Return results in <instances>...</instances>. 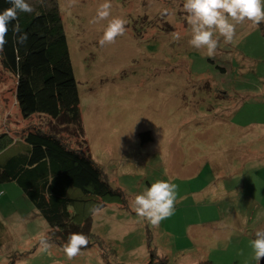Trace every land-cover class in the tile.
I'll return each mask as SVG.
<instances>
[{
	"label": "rangeland",
	"instance_id": "374dc122",
	"mask_svg": "<svg viewBox=\"0 0 264 264\" xmlns=\"http://www.w3.org/2000/svg\"><path fill=\"white\" fill-rule=\"evenodd\" d=\"M43 1L29 3L33 9ZM103 2L48 0L59 17L86 149L126 203L95 211L99 240L68 258L55 243L43 249L44 220L14 182L0 183L4 213L26 218L8 220L13 241L0 245V264H143L148 239L153 259L163 256L164 264H256L250 241L264 230V32L239 22L232 42L220 37L208 57L189 44L184 0H111L110 16L93 22ZM113 17L126 19L125 32L100 46ZM13 85L0 72L3 120L19 132L30 124L45 129V115L21 114ZM56 129L84 148L72 127ZM157 180L175 183L177 196L174 214L154 226L136 215L134 199Z\"/></svg>",
	"mask_w": 264,
	"mask_h": 264
},
{
	"label": "trees",
	"instance_id": "16d2710c",
	"mask_svg": "<svg viewBox=\"0 0 264 264\" xmlns=\"http://www.w3.org/2000/svg\"><path fill=\"white\" fill-rule=\"evenodd\" d=\"M8 7V0H0V10ZM17 22L27 40L17 43L20 33L9 26L0 72L14 82L21 114L45 115L47 126L30 124L21 132L11 129L0 107V183L14 182L19 187L44 220L47 231L43 237L49 244L64 248L70 235L82 233L88 237L83 250L99 240L92 234V214L107 203L122 207L126 199L86 149L79 98L56 9L44 0L32 12L18 13L13 24ZM259 27L264 32L263 25ZM56 125L72 127L70 133L83 140L84 148L79 143L72 146ZM148 134L141 133L143 141L150 139ZM151 246L148 239L150 258L143 264H164L163 256L153 259L156 254Z\"/></svg>",
	"mask_w": 264,
	"mask_h": 264
},
{
	"label": "clouds",
	"instance_id": "9594fccd",
	"mask_svg": "<svg viewBox=\"0 0 264 264\" xmlns=\"http://www.w3.org/2000/svg\"><path fill=\"white\" fill-rule=\"evenodd\" d=\"M10 7L0 10V55L3 54L6 34L11 30L20 33L17 43L27 40V33L22 32L19 23L13 24L20 12H32L29 0H8ZM111 0H104L97 9L93 22L104 20L110 16ZM183 9L187 13V23L191 26L189 44L196 48L206 49L208 57H212L218 46V40L223 37L225 43H230L235 34L236 24L245 20L254 25L264 23V0H184ZM127 21L121 17L109 20L101 39L100 46L113 43L125 32ZM179 38V34H176ZM176 184L168 180H157L143 192L135 196V213L138 217L152 225H159L175 212ZM40 243L44 250L49 248L46 237H41ZM88 244V237L82 233L69 236L64 251L68 258L76 256L83 246ZM253 251L252 258L260 264L264 258V230L255 232V239L250 241Z\"/></svg>",
	"mask_w": 264,
	"mask_h": 264
},
{
	"label": "crops",
	"instance_id": "0c3cea01",
	"mask_svg": "<svg viewBox=\"0 0 264 264\" xmlns=\"http://www.w3.org/2000/svg\"><path fill=\"white\" fill-rule=\"evenodd\" d=\"M117 206H119V205H117ZM3 213H4V210L0 206V245H2L4 243H8L10 241H13L12 236L9 234V230H8V224L9 223L8 222L10 220H12L14 222H23L26 219L25 217L20 218L17 214L13 215L14 218H12V215L9 214L8 212H6L4 214ZM33 214H34V216H39V214H37V213H33Z\"/></svg>",
	"mask_w": 264,
	"mask_h": 264
},
{
	"label": "water",
	"instance_id": "95a60500",
	"mask_svg": "<svg viewBox=\"0 0 264 264\" xmlns=\"http://www.w3.org/2000/svg\"><path fill=\"white\" fill-rule=\"evenodd\" d=\"M260 264H264V258H261Z\"/></svg>",
	"mask_w": 264,
	"mask_h": 264
}]
</instances>
